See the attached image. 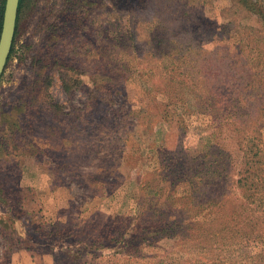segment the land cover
Instances as JSON below:
<instances>
[{"label": "rangeland", "instance_id": "1", "mask_svg": "<svg viewBox=\"0 0 264 264\" xmlns=\"http://www.w3.org/2000/svg\"><path fill=\"white\" fill-rule=\"evenodd\" d=\"M77 1L62 12L65 0H24L16 23L0 79V264H264V198L243 200L234 183L250 147L264 169V0L256 11L233 0ZM170 75L208 92L192 102L203 112L183 113L184 130L159 118L181 88ZM24 107L33 119L13 142ZM213 132L231 164L179 213L197 240L160 235L153 209L186 195L177 186L168 198L160 154L198 156Z\"/></svg>", "mask_w": 264, "mask_h": 264}, {"label": "trees", "instance_id": "2", "mask_svg": "<svg viewBox=\"0 0 264 264\" xmlns=\"http://www.w3.org/2000/svg\"><path fill=\"white\" fill-rule=\"evenodd\" d=\"M24 0L19 1L18 6V15H17V22L18 18L21 13L22 4ZM112 1V0H111ZM234 2L242 5L243 7L250 9L251 11H256L255 3L253 0H233ZM113 2V1H112ZM116 4L119 5L122 1L121 0H115ZM71 4H73L71 6ZM4 5L5 0H0V32L2 28V20H3V13H4ZM116 6V5H115ZM72 7L82 8L81 3L77 0H65L62 8V12H66ZM82 12V11H81ZM16 22V23H17ZM16 30V29H15ZM46 31L52 30V24H49L44 28ZM14 42V41H13ZM13 51V43L10 51V55ZM9 55V57H10ZM240 71H237L233 75V85L234 83L240 81L246 73L243 72V75L239 74ZM188 76V75H187ZM186 76V79H187ZM237 76V77H236ZM184 79V75H182L181 79L175 80L173 75H170L168 77V80L170 83H174L176 86L181 87L177 88L178 90L170 89L168 91V94H171V99L167 101H163L164 103L161 104L162 111L160 113V119L162 122L169 121L170 123L172 121H175L179 124H181L180 128L181 130H184L185 126L183 124V118L185 112H203V110H199L201 105L200 99L202 97H205L208 92L207 90L203 91V94H194L192 92V89L194 88L193 82H187V80ZM225 79H231V74H226ZM253 81H248V85H251ZM206 81H205V87H206ZM232 85V86H233ZM231 86V89L233 90V86ZM206 89V88H205ZM109 88H105V93L108 94V97L111 98ZM232 93V92H231ZM258 95V93H256ZM169 96V95H168ZM171 100V101H170ZM174 100V101H172ZM194 101V104H197V101H199V104L197 106H194L192 102ZM109 101L107 100V103ZM173 102V103H172ZM88 103V102H87ZM172 103V108H171ZM86 104V103H85ZM84 104V105H85ZM110 104V103H109ZM107 104V105H109ZM203 104V103H202ZM88 105V104H86ZM51 107L56 108V104L52 101ZM184 107H187L188 109H185ZM210 104V107L208 109L210 119L212 120L213 124L216 123L217 119L219 117V113H217L218 109L214 108ZM217 111V112H216ZM24 113V116H20L19 121L12 122L10 126V131H12L13 135V142H16L17 136L20 134L18 132H21L22 129H27L29 127L30 121L33 119L32 115H29L28 111H26V107L22 109V114ZM66 117L69 116V114H64ZM113 123V122H112ZM196 121H193V127L195 130H198L199 127H195ZM230 125H227L226 129H223L225 125L222 123H218L216 126H219L220 130L223 129L224 134L226 136H231V123ZM199 126V125H198ZM26 127V128H25ZM201 134V133H200ZM216 132L209 133L208 135L204 136L201 140L200 144V151L201 154L198 153V156H190L187 153L183 152V149H179L175 152H169L167 154L161 155L160 154V162L163 164V167L166 171V174L162 178L167 183V187L169 190L168 198H172L175 196V187L177 186H184L186 188V195L183 197L178 198H172L168 203L163 202L160 206L162 208L159 209H153L152 212L153 218L156 217V212H159V216L155 218L153 221H151V224L149 223V227L153 228V230L160 235H165L168 238L172 239H179L182 241L183 239L192 238L194 240H197L196 236V222L189 221L188 218L183 219V217H179V213L183 212L186 208H192L195 209L197 206V196L202 193L203 191L207 192V194H210V191L207 190L209 186L212 185H218L219 184V178L224 174L228 172V168L231 164V160L228 157V152L226 151L225 145L220 142L224 140H220L218 136H216ZM248 137H245L243 141H246ZM4 139L0 140V151H6L8 150L6 142L3 141ZM1 158V155H0ZM243 164V168H240V171L236 174L237 180L234 181L236 188H238V194L241 199H254L262 200V196L264 195H258L259 193L264 194V189H262L258 184V182H261L262 179H259V174L261 175L264 173V169H262L261 164L262 161H260V156L258 153H252V147L248 151H246L243 154V161L241 162ZM156 184V183H155ZM146 186V183L143 184V187ZM2 185L0 184V194H3ZM251 192V194H249ZM188 199H187V198ZM3 198V197H1ZM184 199V201H182ZM4 200V199H2ZM182 201V202H181ZM189 201V202H188ZM4 203H7V200L2 201ZM212 200L207 201V203H211ZM190 206V207H189ZM171 216H174V218H170ZM153 224V225H152ZM141 230H145V228H141ZM192 231L194 233L189 234V232Z\"/></svg>", "mask_w": 264, "mask_h": 264}, {"label": "water", "instance_id": "3", "mask_svg": "<svg viewBox=\"0 0 264 264\" xmlns=\"http://www.w3.org/2000/svg\"><path fill=\"white\" fill-rule=\"evenodd\" d=\"M20 0H5L2 28L0 32V79L5 70L16 29Z\"/></svg>", "mask_w": 264, "mask_h": 264}]
</instances>
